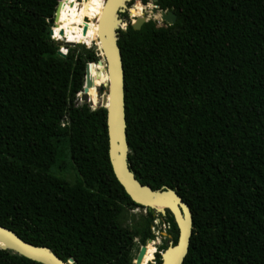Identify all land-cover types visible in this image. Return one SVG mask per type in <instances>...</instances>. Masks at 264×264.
<instances>
[{
  "label": "trees",
  "instance_id": "obj_1",
  "mask_svg": "<svg viewBox=\"0 0 264 264\" xmlns=\"http://www.w3.org/2000/svg\"><path fill=\"white\" fill-rule=\"evenodd\" d=\"M58 1L0 0V225L74 264H135L134 239H154L155 210L137 227L121 219L143 206L111 169L105 108L76 103L97 57L77 45L57 53ZM104 1L66 5L57 39L92 45ZM155 4L176 21L118 30L129 168L190 206L182 264H264V0ZM103 70L89 66L94 104ZM68 167L78 181L59 174ZM158 215L176 242L172 214ZM153 257L146 245L140 264ZM0 264L43 263L0 248Z\"/></svg>",
  "mask_w": 264,
  "mask_h": 264
},
{
  "label": "water",
  "instance_id": "obj_2",
  "mask_svg": "<svg viewBox=\"0 0 264 264\" xmlns=\"http://www.w3.org/2000/svg\"><path fill=\"white\" fill-rule=\"evenodd\" d=\"M128 0H124L123 4H119L115 8L116 17L113 21H107L106 27L101 34H99L92 41V49L97 57L96 62H88L85 66L84 85L82 91L76 99V103H86L92 109L103 107L106 111V134H107V155L111 165V169L123 186L124 190L128 193L133 201L145 207L146 209H153L155 212L164 215L166 210L172 214L178 229L176 242L169 241L165 250L161 251V262L164 264L167 252L172 248L175 250L172 259L179 254L176 264H182L185 255L188 251L190 236L192 233V212L190 206L184 199L177 193L176 190L167 186H162L158 189H153L148 184L140 183L135 177L134 173L129 168L128 164V142L126 139V119H125V100H124V70L122 63L121 50L118 44L119 29H125L130 25L133 29L138 30L144 22L148 19L146 16H136L131 20L129 15L120 18L119 13L123 12L126 8ZM157 1V0H153ZM62 0L58 4L54 13V21L59 19V11ZM108 0L103 3V11L107 5ZM160 20L167 25H171L176 21V14L172 10H159ZM87 19V18H86ZM97 22L98 28L100 21L96 17L93 18ZM124 20V21H123ZM125 23L124 27L122 24ZM52 27L50 34H53ZM87 27L83 26V32L86 33ZM63 33V31H61ZM56 43L60 46L73 45L74 41H67L55 38ZM59 55L64 56L65 52L61 49L57 50ZM100 64L103 66V71L107 73L108 79L102 83L105 90L101 93L100 100L97 104L90 99L88 89L93 85L92 77L90 76L89 66L91 64ZM162 204L163 207H156ZM176 209V210H174ZM161 217V216H160ZM162 218V217H161ZM168 238L170 235L165 233ZM153 241L147 239L146 242ZM145 244L140 245L138 253L134 259L135 264H140L146 251ZM183 246L180 250V245ZM0 248L9 249L27 258L39 261L43 264H74V259L68 257L63 260L49 247L44 245L32 244L20 236H18L12 229L0 225Z\"/></svg>",
  "mask_w": 264,
  "mask_h": 264
},
{
  "label": "rangeland",
  "instance_id": "obj_3",
  "mask_svg": "<svg viewBox=\"0 0 264 264\" xmlns=\"http://www.w3.org/2000/svg\"><path fill=\"white\" fill-rule=\"evenodd\" d=\"M78 1H81V0H78ZM135 1H137V0H128L127 1L125 10L123 12L119 13L120 18H123L126 15H129V17L132 20L133 19V16H130V13L128 11L129 8L134 7L136 5L137 6L140 5V7H141V10H140L141 13H140V15L146 16L148 20L149 19L154 20L155 21V24L157 26L166 25L165 22H163V21L160 20L159 9H157V10L156 9H152L153 0H146V1H144V0H138V2L141 3L142 5L141 4H138V3L135 4ZM138 7H135V13H137ZM55 23L56 22L53 21V26H54ZM94 25L95 24H92V23L90 24V29H91L90 37L91 38L93 36L94 29H95L94 28ZM124 25H125V23L122 24L123 27H124ZM74 45H77L76 47L78 49H82L83 47L84 48H90V47H92V45L88 46V45H86L84 43H79V42H75L72 46H74ZM59 49H61V50L63 49L62 51L66 53V50L67 49H66L65 45L64 46L60 45L59 46ZM101 86L102 85H98V87H97V91H98V94H99V99H100V96H101V91H100V87ZM79 93L77 94V96L79 95ZM78 103L81 104V102H78ZM59 174L62 177H64L67 180H69L70 182H76V181H78V175H77V172L75 171L74 168L68 167L64 172L59 173ZM146 213H147V209L145 207H134L132 209H127L124 212V214L121 217V219L124 222V224H126V225H128L130 227H137V226H140L141 225V223L143 221L142 220V217H144L146 215ZM154 216H155L154 217L155 219L153 220V222H154L153 227H154V231H155L154 235L156 234L155 235L156 237H154V239H153L154 240V243L152 244V246L148 242H146L147 247L153 253H155V249H156L155 246L161 244V242L162 243L167 242V244H169V241H168L169 238L166 237L165 235H164V237L161 236V235H158V232L156 231V228L159 229V227H161L160 222H158L159 219H162L163 220V218H161L159 215H157V212H155ZM157 222H158V224H156ZM155 226H156V228H155ZM153 227H152V229H153ZM134 241L136 242L135 243V251H136V247L138 245H140L141 243L139 242L138 238H135ZM153 259H154V257L152 258V261H153ZM149 263H153V262H149Z\"/></svg>",
  "mask_w": 264,
  "mask_h": 264
},
{
  "label": "bare ground",
  "instance_id": "obj_4",
  "mask_svg": "<svg viewBox=\"0 0 264 264\" xmlns=\"http://www.w3.org/2000/svg\"><path fill=\"white\" fill-rule=\"evenodd\" d=\"M123 3H124V0H108V3L105 6L104 11H103V8H102V11H101L100 16L98 18V20H101L100 21L99 28H98L97 22H95V25H94V28L95 29H94V33H93L92 39H94L98 35V32H99V34H101V31H103L105 29V27H106L107 21H113L114 20V18L116 17V13H115L116 6H118L119 4H123ZM62 4H63V7L60 6L61 9L59 11V19L56 22L60 21L61 16L64 13V10H65L66 5H68V4L73 5L74 4V0L62 1L61 2V5ZM138 6L136 5L134 7H131L128 10L129 13H130V16H133V19L132 20H134L136 16H143V15H140V13H141L140 12L141 7H140V5H138ZM135 7H138L137 13H135ZM55 24L53 26L52 32H53V37L57 38L56 32H55V26H56ZM95 64H97V63H95ZM95 64H93V65H95ZM106 79H108L107 73H106ZM156 207H163V205L162 204H158V205H156ZM174 210H176V209H174ZM182 246H183V243H181V245H180V250H181ZM176 249H178V248H172V249H170L167 252L166 259H165L164 264H176L177 263L179 254L176 255L172 259L173 254H174V252H175ZM178 251H179V249H178ZM143 264H146V262H143Z\"/></svg>",
  "mask_w": 264,
  "mask_h": 264
},
{
  "label": "built area",
  "instance_id": "obj_5",
  "mask_svg": "<svg viewBox=\"0 0 264 264\" xmlns=\"http://www.w3.org/2000/svg\"><path fill=\"white\" fill-rule=\"evenodd\" d=\"M52 28H53V26H52ZM51 36H52V38L55 39V37H53V34H51ZM154 219H155V218H154ZM154 219H153V220H154ZM158 222H160L161 227H159V229H158V228H156V226H155L156 231L158 232V235H161V236L164 237V235L166 236L165 233H167V230L169 229V223H168L167 221H165L164 218H163V220H162V219H159ZM158 222H157L156 224H158ZM153 225H154V222H153V224L151 225V229H152ZM152 232L155 233V231H154V227H153V229H152ZM155 235H156V234H155ZM155 237H156V236H155ZM150 262H153L152 259H150Z\"/></svg>",
  "mask_w": 264,
  "mask_h": 264
},
{
  "label": "flooded vegetation",
  "instance_id": "obj_6",
  "mask_svg": "<svg viewBox=\"0 0 264 264\" xmlns=\"http://www.w3.org/2000/svg\"><path fill=\"white\" fill-rule=\"evenodd\" d=\"M155 2H156V1H153V3H152V9H156V10H157V9H159V8H158V5L155 4ZM141 5H142V4H141ZM159 10H160V9H159ZM166 25H167V24H166ZM166 237H167V236H166ZM164 239H165V238H164ZM168 241H171V240L168 239ZM161 243H162V242H161ZM164 243H165V242H164ZM140 245H141V244H140ZM140 245H138V246L136 247L135 254L138 253V250H139V248H140V247H139ZM167 245H168V244H167ZM166 247H167V246H166ZM155 248H156V249H155V253H156V252H159V256L157 257V255H155V253H154L153 263L155 262L156 264H160V262H161V251H162V250H165V249H162V248L160 247V244H159V245H156ZM135 256H136V255H135Z\"/></svg>",
  "mask_w": 264,
  "mask_h": 264
}]
</instances>
